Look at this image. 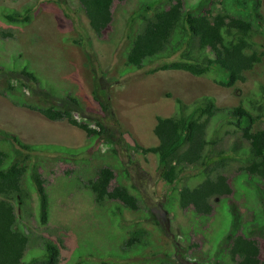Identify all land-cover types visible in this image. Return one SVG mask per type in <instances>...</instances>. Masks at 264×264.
I'll return each mask as SVG.
<instances>
[{
	"label": "rangeland",
	"instance_id": "obj_1",
	"mask_svg": "<svg viewBox=\"0 0 264 264\" xmlns=\"http://www.w3.org/2000/svg\"><path fill=\"white\" fill-rule=\"evenodd\" d=\"M148 1L166 4L168 0L114 1L110 26L99 38L91 30L78 0H0L2 11V8L21 10L24 6L32 9L29 23L0 20V29H9L14 34V38H0V62L9 66L20 53L27 61L28 71L39 77L42 84L39 88L37 81L20 72L0 77V129L18 136L23 143L43 146L32 154L47 179L49 220L46 226L53 231V239L61 238L58 241L61 242L60 264H73L76 259L81 264H217L211 256H217L220 264H229V256L224 259L215 251L226 250V234L244 232L251 224L256 226L249 237L257 240L260 256L264 258L262 205L247 190L251 189L247 184L244 183L247 189L240 191V196L233 187L236 193L230 200L234 202L233 211H239L237 216L229 210L228 200L220 198L211 201L213 211L203 217L192 207L179 204L174 196L177 189L159 176L153 153L143 154L127 147L132 142L142 147L157 144L153 133L156 116L172 115L176 97L190 103L209 96L221 108H231L240 102L249 108L250 95L264 102V54L259 63L244 72V81L231 87L215 83L212 75L194 76L183 70L147 72L160 61L139 70H128L124 52L139 29L130 16L140 7L143 10ZM183 1L195 7L198 0ZM223 1L215 3L217 10L225 7L230 14L246 15L242 7L249 15L246 16L252 18L253 0H239L234 4L237 0ZM258 10L264 17V0ZM253 40L256 49L264 52V32L258 27ZM8 82L15 85L10 96L2 93ZM94 90L107 109L93 97ZM18 95L22 97L20 103L13 102L12 98ZM50 104L70 110L75 118L93 127L97 128L96 122L100 121L107 132L88 137L67 121L50 120L31 108ZM254 127H264V117ZM51 146H69L71 151L56 154ZM104 165L113 167L117 174L112 186L117 181L135 184L133 190L139 196L136 210L113 201L98 206L91 190L85 184L82 186V179L94 177ZM126 166L130 173L126 172L127 178ZM235 171L232 168L231 175ZM185 173H191L190 167H186ZM191 182L184 183L180 178L176 186L179 189ZM259 185L264 194V183ZM115 203L120 205L117 214H113L118 206ZM17 213L24 226L38 230L34 218L25 217L18 210ZM138 228L148 231V245L137 243L122 249L120 245L128 231Z\"/></svg>",
	"mask_w": 264,
	"mask_h": 264
},
{
	"label": "trees",
	"instance_id": "obj_2",
	"mask_svg": "<svg viewBox=\"0 0 264 264\" xmlns=\"http://www.w3.org/2000/svg\"><path fill=\"white\" fill-rule=\"evenodd\" d=\"M78 1L90 28L97 37L102 38L112 21L113 2L125 0ZM216 2L222 4L224 1L198 0L195 7L182 0H168L166 4L148 1L143 10L140 7L134 11L130 20L136 21L139 29L124 52L128 70H139L160 61L147 72L183 70L195 76L212 75L215 83L225 87L244 81V72L259 62L264 54L256 49L253 40L256 27L264 32V17L258 10L261 0H253L255 11L250 15L252 18L247 17L249 15L242 7L240 9L247 16L230 14L224 6L217 10ZM2 9L1 21L24 24L32 19V9L28 6L21 10ZM7 37L14 38V34L9 29H0V38ZM8 65L0 62V77L25 73L37 81L38 87L41 86L39 77L28 71L27 61L21 58L20 53ZM19 83L28 87L21 79ZM27 89L30 90V87ZM13 90L15 85L8 82L2 93L10 96ZM93 94L101 107L107 109L95 90ZM248 97L252 98L249 108L243 102L231 108H221L209 96H201L190 103L176 97L172 115L156 116L153 133L157 144L142 147L132 142L127 147L156 156L159 176L166 184L177 189L174 196L182 207L190 206L197 215L205 217L213 211L211 201L221 198L228 200L229 210L236 215L239 211H233L234 202L230 200L236 193L233 187L240 196V191L246 190L244 185L247 184L251 188L247 190L262 205L261 221L264 222V194L259 185L264 182V127L254 128V124L263 121L264 102L253 95ZM12 99L20 103L22 97L18 95ZM107 99L105 97L104 100ZM244 100L246 103V98ZM31 108L51 120L65 119L89 136L107 132L100 121L96 122V129L92 128L88 123L76 120L71 111L65 108L51 104ZM254 110L258 112L255 115L252 113ZM51 147L55 153L71 151L67 147ZM41 148L42 145L23 143L18 136L0 129V264H60L58 241L61 238L53 239V231L46 226L49 219L47 180L38 170L40 165L34 161L32 154ZM186 167H190L191 173H185ZM232 168L236 169L235 175L230 173ZM124 169L129 173L127 166ZM114 177L111 166L105 165L97 170L96 177L86 180L84 184L92 191L98 205H104L107 199H111L121 202L126 208L137 209L139 196L133 190L136 189L135 184L110 187ZM180 178L184 183L192 181L191 185H182L178 189L176 184ZM17 210L25 217L34 218L38 230L24 226ZM255 226H246L244 232L238 231L235 235L226 234L225 238L231 243L228 252L231 262L264 264L259 257L257 240L249 237ZM259 227L263 231V225ZM42 229L45 230L40 232ZM145 233L143 228L129 230L120 247L127 250L137 243L147 245ZM223 252L215 251L222 256ZM224 256L228 257L225 252ZM211 259L219 264L217 256H211ZM73 264L81 262L76 259Z\"/></svg>",
	"mask_w": 264,
	"mask_h": 264
},
{
	"label": "clouds",
	"instance_id": "obj_3",
	"mask_svg": "<svg viewBox=\"0 0 264 264\" xmlns=\"http://www.w3.org/2000/svg\"><path fill=\"white\" fill-rule=\"evenodd\" d=\"M183 1V0H182ZM184 2V1H183ZM81 5V4H80ZM88 20V19H87ZM92 30V29H91ZM94 33V32H93ZM263 56V55H262ZM261 59H262V57H261ZM261 59H260V61H261ZM259 61V62H260ZM259 62H257V63H259ZM257 63H255V64H257ZM255 64H254V66H255ZM253 66V67H254ZM252 67V68H253ZM251 68V69H252ZM250 69V70H251ZM247 71H249V70H247ZM195 76V75H194ZM72 113V116L74 117V114H73V112H71ZM75 118V117H74ZM76 120H79V119H77V118H75ZM263 119V118H262ZM51 120V119H50ZM63 120H65V119H63ZM63 120H54V121H63ZM65 121H67V120H65ZM79 121H81V120H79ZM68 122V121H67ZM83 122H86V121H83ZM69 123V122H68ZM86 123H88V122H86ZM71 124V123H70ZM89 124V123H88ZM71 125H73V124H71ZM90 125V127H92V128H95L96 129V127H93L91 124H89ZM254 125H256V124H254ZM73 126H76V125H73ZM76 127H78V126H76ZM79 128V127H78ZM255 128V127H254ZM79 129H81V128H79ZM256 129V128H255ZM86 135H87V133L83 130V129H81ZM8 132V131H7ZM88 137H90V136H93V135H87ZM68 148H69V146H68ZM53 153H55V152H53ZM56 154H58V153H56ZM105 166V165H104ZM107 166H109V165H107ZM101 167H103V166H101ZM112 168V170L114 171V168L113 167H111ZM122 168H123V164H122ZM38 170L40 171V173H41V170H40V166H39V168H38ZM96 173H97V171H96ZM42 174V173H41ZM128 174H130V173H128ZM114 175H115V177L113 178V179H117V174L115 173V171H114ZM42 176H43V174H42ZM94 177H96V174H95V176ZM94 177H91V178H94ZM125 177L127 178V173H126V171H125ZM86 180H88V179H90V178H85ZM85 179H82V180H84V181H82V186L84 185V182L86 181ZM112 179V180H113ZM47 180V179H46ZM262 183H264V182H262ZM117 184H122V183H119L118 181L114 184V185H117ZM113 185V186H114ZM122 185H125V186H130V183H128V184H122ZM112 186V181H111V185H110V187H113ZM170 187H172L171 185H169ZM84 187V186H83ZM46 192H47V181H46ZM92 192V191H91ZM48 194V193H47ZM92 195H93V193H92ZM93 199H94V195H93ZM94 201H95V199H94ZM108 201H113V202H118V201H114V200H111V199H107L105 202H104V205H106V202H108ZM96 203V202H95ZM122 206H124L121 202H119ZM97 204V203H96ZM115 204H117V203H115ZM98 205V204H97ZM118 206H117V209H115V212L113 213V214H117L118 212V210H120V205L119 204H117ZM98 206H103V205H98ZM125 207V206H124ZM138 208V207H137ZM129 209V208H128ZM48 210H49V203H48ZM130 210H132V209H130ZM136 210V209H135ZM48 215H49V211H48ZM49 220V219H48ZM154 224L155 225H157V226H159V227H161L162 228V226L160 225V222L159 221H155L154 222ZM139 229V228H138ZM138 229H136V230H138ZM144 229V228H143ZM145 231H146V233H145V235H144V239L146 240V235L148 234V231L146 230V229H144ZM166 234H168L167 232H165ZM238 233V232H237ZM126 238V237H125ZM226 240V242L224 241V246H225V244H227V247H226V250L224 249V248H222V250L226 253V255L228 256V252H229V247H230V245H231V243H230V241L229 240H227V239H225ZM148 242V241H147ZM58 246L61 248V242H58ZM141 244H143V243H141ZM144 245V244H143ZM148 245V244H147ZM147 245H144V246H147ZM222 246V245H221ZM223 247V246H222ZM258 247H259V245H258ZM60 254H61V250H60ZM223 257H224V259L226 258L225 256H224V253H223ZM259 257H260V259L262 260V261H264V258H262L261 256H260V248H259ZM232 260H230V262H229V264H235L234 262H231ZM181 262V261H180ZM221 263V261H219V264ZM166 264H176L175 262H167Z\"/></svg>",
	"mask_w": 264,
	"mask_h": 264
}]
</instances>
